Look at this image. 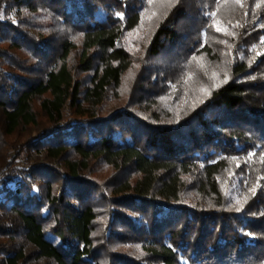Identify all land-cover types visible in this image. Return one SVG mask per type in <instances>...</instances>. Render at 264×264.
<instances>
[{"label": "trees", "instance_id": "trees-1", "mask_svg": "<svg viewBox=\"0 0 264 264\" xmlns=\"http://www.w3.org/2000/svg\"><path fill=\"white\" fill-rule=\"evenodd\" d=\"M154 1L0 0V264H264V2L175 1L107 109ZM223 50L230 78L176 121L177 86Z\"/></svg>", "mask_w": 264, "mask_h": 264}, {"label": "rangeland", "instance_id": "rangeland-1", "mask_svg": "<svg viewBox=\"0 0 264 264\" xmlns=\"http://www.w3.org/2000/svg\"><path fill=\"white\" fill-rule=\"evenodd\" d=\"M175 1L177 0H155L150 12L144 15L141 24L134 30L130 31L127 35L125 39V45L129 52L132 54L134 64L130 72L125 76V80L123 81L121 87L122 89L120 90V96L117 98L111 96V100H108L107 102V109L111 105H115L117 107L124 106L131 98V89L133 88V85L138 78V70L141 69V67H145V65L151 63V60H149L150 63L147 61L148 56L146 52L151 37L157 25L163 19L165 14L168 13ZM262 1L264 2V0ZM230 5L231 9H228V7L227 9H224L223 15L228 12L229 14H231L233 10L236 11L237 9L241 8V5H243V0H239V2H237V0H233V4ZM231 26L234 27L235 25L232 24ZM217 28H220L221 30L218 31ZM33 31L37 34V36L39 35V32L37 30L34 29ZM225 33H231L229 26L222 20V18H216L213 22L212 33L209 35L210 40H212L217 45L219 41H224ZM75 37L79 36L75 34ZM0 45L7 47L6 43H0ZM12 51L19 57L26 56V54L22 50ZM229 52L230 51L223 50L221 56L217 58H199L198 63L194 66V68L196 69H192L189 73H187L186 77H184L183 79V82L180 83L179 86H177V91L181 96V103H179V105L177 106V110L180 113L177 116L176 121L178 119L180 120L185 116L187 112L195 109L198 105H200L210 93V89H213L215 86L225 82L230 78V73L227 66L229 65L228 62L232 59V57L229 58ZM232 53L233 52H231V54ZM129 106L135 111L140 112V115H145V112H142L141 110L142 108H139L138 106H135L133 104H129ZM162 106L165 107V100L162 102ZM172 119L173 118L170 117V120L168 119V123H174V120ZM29 130L31 131V128H21V130L17 133L18 139H25ZM67 140L70 141V139ZM99 167L102 166H99V164L94 165L95 169H99ZM100 178L104 180L106 178L105 174H103L102 176L100 175ZM239 178L240 177H236L232 181H229L225 187V192L227 193L228 197L231 198L235 203H239L240 201L238 192ZM105 219L106 218L104 216L98 217V221L100 223L104 222ZM53 239L55 240L56 238L53 237Z\"/></svg>", "mask_w": 264, "mask_h": 264}, {"label": "snow or ice", "instance_id": "snow-or-ice-1", "mask_svg": "<svg viewBox=\"0 0 264 264\" xmlns=\"http://www.w3.org/2000/svg\"><path fill=\"white\" fill-rule=\"evenodd\" d=\"M237 2H239V0H237ZM241 6H242V5H241ZM217 30L220 31L221 29H220V28H217ZM226 34H231V33H226ZM262 42H264V41H262ZM252 191L254 192L255 189H252Z\"/></svg>", "mask_w": 264, "mask_h": 264}]
</instances>
